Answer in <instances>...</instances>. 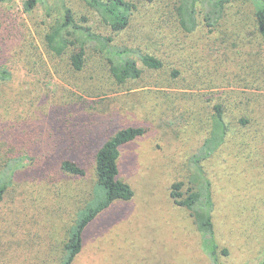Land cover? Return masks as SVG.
<instances>
[{"label":"rangeland","instance_id":"obj_1","mask_svg":"<svg viewBox=\"0 0 264 264\" xmlns=\"http://www.w3.org/2000/svg\"><path fill=\"white\" fill-rule=\"evenodd\" d=\"M26 1L0 5L7 50L32 60L36 69L30 103L10 123L25 132L22 147H10L22 163L18 172L28 193L15 236L22 245L17 264L65 263L71 228L94 196L95 147L130 125L146 129L121 150L120 177L132 185L134 196L99 212L70 264H264V50H258L263 45H258L262 37L253 0L243 1V16L221 21L219 34L225 27L238 30L236 47L234 39L214 43L204 31L183 38L172 21L166 28L149 12L136 14L123 36L137 33L139 45L162 56L166 65L123 85L111 80L105 64L94 61L76 70L72 53L54 55L45 33L59 13V0H39L31 10ZM66 1L106 32L83 0ZM173 67L182 75L173 77ZM218 102L227 109L228 141L198 165L191 157L209 135ZM7 150L0 145L1 156ZM59 154L77 156L86 175L61 171L55 163ZM204 179L212 182L218 242L229 250L218 258L203 251L194 216L171 196L173 183L183 182L186 192L190 180L198 186Z\"/></svg>","mask_w":264,"mask_h":264},{"label":"trees","instance_id":"obj_2","mask_svg":"<svg viewBox=\"0 0 264 264\" xmlns=\"http://www.w3.org/2000/svg\"><path fill=\"white\" fill-rule=\"evenodd\" d=\"M9 1L11 0H0V5ZM38 1L27 0L26 10L33 9ZM243 1L83 0L84 4L97 16V21L105 27L106 32H104L90 25L89 15L78 16L66 0H59V13L45 33V44L56 56L63 57L66 53H72L70 60L76 70L83 69L87 63L94 61L107 65L111 80L117 85H123L141 78L146 72L160 71L166 65L162 56L139 45L141 43L138 41L137 33L123 36L125 31L131 29L136 14L149 12L166 28L169 27L168 22L172 21L175 24V31L181 33L183 38L198 31H204L206 39L214 43L219 38L221 39L219 43L226 42L230 38L234 39L232 41L234 44H231L234 47L235 40L239 37L238 30L237 32L230 31L228 27H225L219 34L220 27L224 24L221 25V21L227 15L229 18L230 15L243 16ZM252 5L257 31L262 37V41L258 39V45L263 46L258 50L263 51L264 0H253ZM248 24L241 23L243 28ZM162 25H157V28ZM9 40L8 35L0 32V145L9 149L4 156L0 155V264H10L12 258L16 259L14 260L16 264L21 260L20 255L15 253L22 245L15 239V236L18 235L17 226H20L23 219L21 216L26 210L28 193L25 181H21L22 172H18L22 163L20 158L15 157L12 150L22 147L20 141L23 140L25 132L23 127L11 126L10 123L14 120L16 113L30 103L29 97L35 91V80L31 75L34 71L36 72L32 60H25L15 51L9 53L6 48ZM232 52L235 51L232 50ZM238 52L240 55L245 54L240 50ZM31 54L27 56L31 58ZM197 58L199 61L201 56ZM182 73L183 70L173 67L171 75L177 77ZM20 74H24V77L18 78ZM226 113V106L222 102L213 105L209 135L197 152L192 155V162L201 164L226 144L230 132V124L225 118ZM240 122L247 123L248 121L241 118ZM145 130L144 127L135 125L123 127L104 140L101 145L95 147L94 196L90 206L80 211L71 228L69 241L64 246V264H70L79 254L82 249L84 232L99 212L108 208L114 201H128L133 198L132 185L120 177L121 150L124 145L143 135ZM55 144L58 146L60 143ZM12 145L16 147L11 150ZM68 147L69 144L66 143L63 149L66 151ZM49 148L52 147L49 145ZM75 152L77 150H73V153ZM55 163L66 174L84 176L87 173L85 165L77 159V156L73 158L59 154L55 158ZM198 170L200 171L199 168ZM204 180L198 182V186L195 180H190L194 186L188 187L186 192L182 190L183 182H175L172 184L171 196L177 205L190 210L194 216L201 235L203 251L218 258L219 255H227L229 250L226 247L221 248L218 242L213 220L215 203L212 182Z\"/></svg>","mask_w":264,"mask_h":264}]
</instances>
